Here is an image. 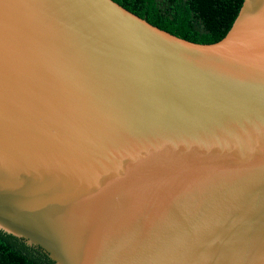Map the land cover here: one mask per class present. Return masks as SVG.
<instances>
[{
	"label": "water",
	"instance_id": "water-1",
	"mask_svg": "<svg viewBox=\"0 0 264 264\" xmlns=\"http://www.w3.org/2000/svg\"><path fill=\"white\" fill-rule=\"evenodd\" d=\"M0 230L55 264H264V0L213 44L0 0Z\"/></svg>",
	"mask_w": 264,
	"mask_h": 264
},
{
	"label": "trees",
	"instance_id": "trees-1",
	"mask_svg": "<svg viewBox=\"0 0 264 264\" xmlns=\"http://www.w3.org/2000/svg\"><path fill=\"white\" fill-rule=\"evenodd\" d=\"M172 35L198 44L220 41L243 0H113ZM0 264H55L38 246L0 230Z\"/></svg>",
	"mask_w": 264,
	"mask_h": 264
}]
</instances>
